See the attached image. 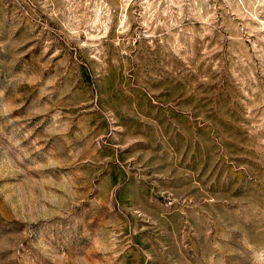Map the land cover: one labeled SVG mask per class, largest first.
Instances as JSON below:
<instances>
[{"label":"rangeland","instance_id":"rangeland-1","mask_svg":"<svg viewBox=\"0 0 264 264\" xmlns=\"http://www.w3.org/2000/svg\"><path fill=\"white\" fill-rule=\"evenodd\" d=\"M0 264H264V0H0Z\"/></svg>","mask_w":264,"mask_h":264}]
</instances>
